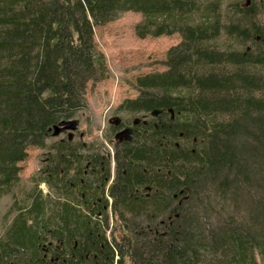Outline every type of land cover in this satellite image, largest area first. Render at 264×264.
<instances>
[{
	"label": "trees",
	"instance_id": "trees-1",
	"mask_svg": "<svg viewBox=\"0 0 264 264\" xmlns=\"http://www.w3.org/2000/svg\"><path fill=\"white\" fill-rule=\"evenodd\" d=\"M178 33L103 138L63 136L108 72L94 28ZM0 264H264V0H0ZM45 184L48 192H44ZM113 227V228H112Z\"/></svg>",
	"mask_w": 264,
	"mask_h": 264
},
{
	"label": "rangeland",
	"instance_id": "rangeland-1",
	"mask_svg": "<svg viewBox=\"0 0 264 264\" xmlns=\"http://www.w3.org/2000/svg\"><path fill=\"white\" fill-rule=\"evenodd\" d=\"M141 19V13L127 11L108 23L95 26L94 39L97 48L106 57L108 72L98 81H89L86 91L89 105L75 118L76 128L50 137L47 140L48 145L70 134L87 141L102 142L104 152L110 157L113 156V147L105 141L103 134L116 115V108L126 98L137 96L136 84L140 75L167 69V52L181 41L178 33L140 38L135 28ZM48 150V147L29 146L27 157L18 163V184L12 193L0 198V235L15 216L12 209L14 196L33 186L32 176L38 172ZM41 188L44 192L49 191L45 184H41Z\"/></svg>",
	"mask_w": 264,
	"mask_h": 264
}]
</instances>
